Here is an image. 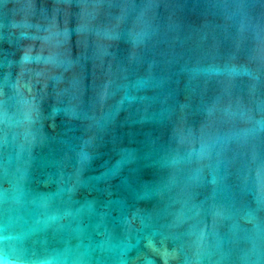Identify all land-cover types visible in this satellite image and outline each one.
Wrapping results in <instances>:
<instances>
[{
    "label": "water",
    "instance_id": "1",
    "mask_svg": "<svg viewBox=\"0 0 264 264\" xmlns=\"http://www.w3.org/2000/svg\"><path fill=\"white\" fill-rule=\"evenodd\" d=\"M0 264H264V0H0Z\"/></svg>",
    "mask_w": 264,
    "mask_h": 264
}]
</instances>
